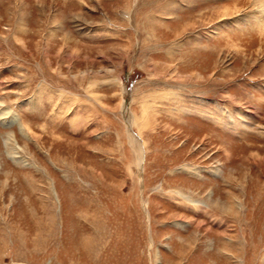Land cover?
<instances>
[{
  "label": "rangeland",
  "instance_id": "obj_1",
  "mask_svg": "<svg viewBox=\"0 0 264 264\" xmlns=\"http://www.w3.org/2000/svg\"><path fill=\"white\" fill-rule=\"evenodd\" d=\"M0 264H264V0H0Z\"/></svg>",
  "mask_w": 264,
  "mask_h": 264
}]
</instances>
